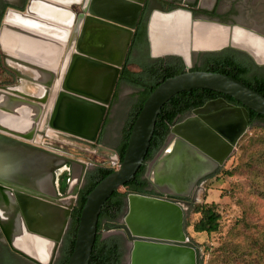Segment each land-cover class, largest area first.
<instances>
[{
	"label": "water",
	"instance_id": "1",
	"mask_svg": "<svg viewBox=\"0 0 264 264\" xmlns=\"http://www.w3.org/2000/svg\"><path fill=\"white\" fill-rule=\"evenodd\" d=\"M54 1L61 3L57 0ZM80 1L77 0L74 4L66 2L60 4L73 15L71 27H73L75 16L70 7L79 5ZM144 1L83 0L74 32L68 39L66 47L64 45L57 53H61L65 48L63 50L64 58L59 67L57 54L53 55L52 67L46 69L9 54L0 44V49L4 53L3 57H8L17 66L28 67L37 73L45 74L49 77L47 85H50V81L54 77L53 73L59 68L55 84L60 88V91L55 98L50 114L49 126L51 128L88 142L93 143L96 140L119 68L130 43L137 15ZM31 2L32 0H29L25 12ZM194 23L192 14L188 11L178 9L167 13L152 12L147 24L150 57H180L184 63L185 71L165 79L150 91L134 120L121 163L86 196L78 217L74 246L67 264H88L90 261L100 210L110 195L129 182L143 165L155 121L162 106L171 97L182 91L206 89L228 96L241 106L234 107L224 100L218 99L194 112L195 116L170 128L164 145L146 166V177L149 183L163 196L189 198L197 182L222 166L235 149L238 140L248 128L247 110L264 116V97L242 82L223 74L191 71V54L195 52L192 47ZM212 25L226 29V44L217 49L196 52L219 51L228 46L246 53L256 65H264V62H258L251 52L230 41V36L235 28L229 30L224 26ZM237 29L264 44V37L259 34L238 27ZM15 74L18 76L17 72ZM106 75H108L109 81L106 85L104 98H100L95 91L96 81L91 78ZM36 76L38 77V75ZM27 98L33 102L27 103L29 104L27 108L33 107L34 103L44 102L34 96ZM1 100L3 97L0 98V102ZM0 107L2 106L0 105ZM80 110H83L84 114L87 111L94 113L89 135L73 130L66 124L67 119L69 120L71 117L70 113H75V111L78 113ZM66 111L69 115H66ZM174 141L179 142L180 146H174ZM26 148L24 152V150H20V146H0V159H8L18 165H26L30 168L31 165L38 167L41 163L49 170V173L54 167L62 163H69L71 175L73 166L77 165L79 167L77 182L74 186H71L70 183V194H77L86 170L84 164L32 145H28ZM41 159H44L45 162H35ZM112 160L115 161L116 157H113ZM167 161H173L175 165L182 164V167L175 171L176 174L171 176L172 178L159 177V174L153 175L154 172L156 174L157 167ZM205 163L207 165H203ZM182 171L187 174H183ZM12 176L14 180H8L16 185L15 189L41 194L44 198H49V192L20 183L18 170L12 173ZM16 215L17 229L19 227L26 233L20 215L18 213ZM31 216L34 217V220L24 216L26 220L28 219L27 234L40 236L38 238L52 242L56 247L67 229L70 210L62 211L58 229L55 232L51 231V226L47 224L43 211L31 212ZM184 218L185 210L177 203L166 199L129 194L126 213L122 218V231H115V234H122L128 241V264H200V249L188 240L184 232ZM103 231L108 232V228L104 227ZM12 249L26 258L34 260L15 248L12 247ZM53 261L54 256L52 255L48 264H52Z\"/></svg>",
	"mask_w": 264,
	"mask_h": 264
},
{
	"label": "flooded vegetation",
	"instance_id": "2",
	"mask_svg": "<svg viewBox=\"0 0 264 264\" xmlns=\"http://www.w3.org/2000/svg\"><path fill=\"white\" fill-rule=\"evenodd\" d=\"M28 2L29 0H0V33L3 30V26L5 25V18L11 12L13 13V11L25 13ZM82 3L83 0L79 2V5H71L70 7L75 17L72 25L73 27L69 29L68 39L71 37L72 33L74 32V26L80 15ZM178 9L190 12L192 14L193 20L195 21L192 30V47L193 50L195 51L192 52L191 54L192 67L194 66L199 67L204 61L208 59V54H213V55L216 54L217 56H219L226 52L233 54V51H235V55L239 59L245 60L244 55H247L246 53L236 49H232L231 47L228 46H226L225 48L219 51L196 52L200 50L217 49L224 45L222 44V40H225L226 42V36L223 35V32L226 29L217 27L212 24L224 26L229 30L233 28H235L234 30H239L237 29V27L241 29H246L253 31L259 34L260 36L264 37V0H145L144 4L141 6V10L137 15L136 23L133 29L130 43L123 57L122 65L119 68L116 83L113 88L112 94L110 95L109 103L106 106V112L102 120V123L100 125L96 140L93 143L88 142L84 139L67 135L64 132L58 129H53L49 126L52 107L55 98L58 92L60 91V88L57 87V85L55 84L57 79L58 69L56 70V72L53 73L54 77L50 81V85H47L49 81L48 76H46V79L43 81L38 79V77L32 78L30 75L27 74V72L18 71L15 69V67H12L8 63L5 67L2 61H0V95H1L0 98L2 97L3 99L5 98V100H1L0 102V105L3 104V106L0 107L1 117L12 116V114L15 117L21 115L22 111L21 112L19 111L29 107V104L27 103H33L27 98L28 96H32V95L24 92L25 88L31 83V81L32 82L34 81L37 85L39 84L38 86H40L38 90L39 93L38 95L34 96V98L37 97L39 100L42 101L44 100V102L34 103L33 107L37 109V116L35 119L36 121L34 124L32 123L31 126L28 127V129L26 128L27 130L21 131L13 128H8L7 126L0 124V146L3 147L20 146V150L22 151L24 150L25 152V150L27 149L26 147H28V145L29 146L32 145L47 152L59 154L68 159L78 161L76 160V158L67 156L60 150L55 149L54 143L51 141V134L53 136V133H56V135L59 134V135L68 136L86 143L87 146H89L93 150L92 151L93 153H95L98 149L114 148L116 150L117 147L120 145L122 133L124 129L127 127L128 123L130 122L132 115L134 114L137 99L141 96L143 89L149 90L152 84L156 80L154 74H151L152 70L155 68L157 70H160L168 67L175 68L176 66L179 65L184 66V63L180 57H175V56H166L162 58L150 57L149 45L147 40V24L152 12L159 11V12L167 13ZM201 22L206 24H203ZM195 25H202V27L215 28L221 31L222 35L219 38H216L215 40L212 36L208 37L209 39L206 41L205 44H203V46L196 47L193 42V33L195 30ZM67 44H68V40L67 43L65 44V47ZM2 55L3 54L1 53V49H0V60L1 59L3 60L4 58L3 57L4 55L3 56ZM17 67H21V66H17ZM129 67H132V70H129ZM256 67L257 69L260 70L264 69L263 65H256ZM23 68L31 70V68L28 67H23ZM16 72L18 73V76L15 74ZM107 77L108 75L103 77L91 78L93 81L100 80V78H103L101 82L98 81L95 83L97 85L96 89H98V90L95 89V91L96 93L100 94L98 95L99 97L105 95L106 85L107 82L109 81V79L107 80ZM125 90H129L130 92L127 94L125 101L122 102L121 100L123 99L122 96ZM218 99L224 100L221 97L210 99L206 101L202 106L192 109L190 112H188L185 115L179 116L176 122L172 126L195 116L194 112L202 109L207 103L210 102L212 103ZM121 102L124 103V105L122 108L119 109V113L120 112L122 113L123 118L120 119L119 121L120 123L118 129L116 127L118 132L116 134H113L114 131L113 129L115 128L114 123L117 120L116 119L117 116L114 115V110L118 108V105ZM47 103H49L48 107H47ZM227 103L234 107H240L238 105L229 102ZM40 109L41 112L39 113ZM41 118H43L42 121H40ZM38 121H40L38 123L39 126L36 127V123ZM247 127H248V121H247ZM164 142L162 146L164 145ZM115 150H114L115 153L114 156L116 157ZM112 158L113 156L112 157L108 156L107 160L105 159L103 161L104 164H102V166L107 168L114 167V165L117 163V157L115 161L112 160ZM151 160L152 159H150L149 161H145V163H143L145 179H147L146 166ZM78 162L84 164L86 166V170L83 174V178L78 188L77 194L71 195L70 183L72 180L71 179L72 175L70 172L71 166L69 163H62L57 167L51 169L49 173V170L45 168V166H43L41 163H40L41 165H39L38 167H34L33 165H31L30 168L26 165H18L15 162L9 161L8 159H0V264H36L34 261L39 263L35 258L31 257L32 259H34L31 260L15 252L12 249V247L15 248L12 244V240L15 242L16 247H18L19 249L23 250L24 252L30 255L29 253L31 246L30 243L31 244L33 243V247L34 245H36V243L39 244L46 243L43 241V239L38 238L40 236L31 234L32 237L30 238L29 236L31 235L27 234L28 219L26 220V217L28 216L27 218L29 219L31 218V220H34V217L31 216V212L37 213L38 210L41 211L42 209L48 210L49 208L53 211H60L62 213L63 210L69 209L71 216V212L76 205L78 193L80 192L81 187L84 183L85 175L95 168L91 162L90 163L85 161H78ZM220 167L221 166L216 168L212 174L201 178L197 182V184L193 188L192 193L187 199L163 196L159 194L150 183L147 188L149 195L146 196L172 201L174 203L181 205L184 209V207L188 206L189 202H192L191 197L195 195L199 185L204 181V179H207L212 175L216 174L219 171ZM16 170L19 171V180L20 183H22L23 185L33 186L35 188L36 187L41 188L39 187V184L40 185L42 184L41 186H47L48 192L50 194L49 198H44V196L41 194H33V193L25 192L23 190H17V188L15 189L14 187H16V185L11 183L10 180H14L12 173H15ZM31 171H34V175H31ZM42 178L46 179L45 185H43L44 183H42L43 181ZM16 213L20 215V219L23 224V227L26 228V233L24 232V230H21V228L19 227L17 229ZM70 216H69V220H70ZM69 220H68V225H69ZM58 224L59 223H57L56 226H58ZM118 224L120 230L117 232H121L122 219L118 221ZM66 231L67 229L62 235L61 242L56 247L54 246L55 247L53 254L54 261L52 264H55L60 256V250L62 248ZM33 235L35 237H33ZM127 243L128 241L126 240V244H125L126 249H127ZM15 249L20 251L17 248ZM33 250L34 249H32V251ZM127 253L128 250L126 254ZM30 256L34 257L33 253Z\"/></svg>",
	"mask_w": 264,
	"mask_h": 264
},
{
	"label": "trees",
	"instance_id": "3",
	"mask_svg": "<svg viewBox=\"0 0 264 264\" xmlns=\"http://www.w3.org/2000/svg\"><path fill=\"white\" fill-rule=\"evenodd\" d=\"M244 57L245 60L239 59L235 55V51H233V54L226 52L219 56L216 54H208V59L199 67H192L191 71H203L227 75L242 82L244 85L264 97V69H257L256 65L248 55H244ZM129 70H132V67H129ZM184 71L185 69L183 65L176 66L175 68L168 67L160 70L155 68L152 70L151 74H154L156 80L149 90L142 88L143 91L141 96L136 101L134 114L122 133L120 145L115 150L117 164H120L123 159L132 125L150 91L165 79L181 74ZM217 97H221L229 103L241 106L228 96L206 89L182 91L171 97L162 106L161 112L155 121L153 134L143 163L152 159L160 149L166 136L170 132L171 126L176 122L179 116L185 115L192 109L202 106L206 101ZM247 113L248 127H252L256 130L264 128V116L251 110H247ZM236 148L241 153V160L246 162V173H248L249 177H247V179L254 182L256 179L253 172H259L254 169L255 163L259 162V165H262L264 162V133L254 132L251 136L243 135L238 140ZM242 164L244 165L243 162ZM116 169L117 167L107 168L98 166L85 175L84 183L77 196L76 205L71 212L69 225L60 250V256L55 264H67L68 262L74 246L78 217L84 206L86 196L102 179ZM226 173L228 175L232 174L230 171H227ZM255 185V187H257L258 184ZM148 186L149 182L144 178V165H142L129 182L119 187L106 200L98 215L95 240L88 264H122L123 258L127 252L125 236L117 233L103 238V229L104 227H107L108 231H119L120 227L118 221L122 219L126 213L127 196L129 194L149 195V192L147 191ZM188 206L193 213L198 214L199 216L198 220L192 226L194 233L210 236L218 231L220 216L217 213L214 204H195L189 202ZM186 227L187 224L185 222V234ZM243 237L245 239L241 243L243 245L239 243L232 244V242L225 244L222 259L226 260V262H233L234 256L240 255L247 257L249 259V264H264V232H259L257 236H253L251 239L248 234H245ZM200 264H204L202 259H200Z\"/></svg>",
	"mask_w": 264,
	"mask_h": 264
},
{
	"label": "rangeland",
	"instance_id": "4",
	"mask_svg": "<svg viewBox=\"0 0 264 264\" xmlns=\"http://www.w3.org/2000/svg\"><path fill=\"white\" fill-rule=\"evenodd\" d=\"M64 49L65 48H63V50ZM62 51L57 54L56 57L58 67L64 58V51ZM1 53L4 55L2 51ZM0 61H2L5 67L8 63L12 67H15L16 70L27 72L32 78H37V74H35L37 72L35 70L17 67L16 63H13L8 57H4L3 60L1 59ZM38 85L34 81H31L24 92L36 96L39 93L38 90L40 86ZM129 92V90L123 92V99L121 98L122 102L125 101ZM121 103H119L118 108L114 110V115L117 116V120L114 123L115 128L113 129V134L118 132L119 121L123 118L122 113H119V109L124 105V103ZM48 104L49 103H47V107ZM42 120L43 118H41L40 121ZM40 121L36 123V127L39 126L38 123ZM254 132L264 133V128L256 130L252 127H248L243 135L251 136ZM51 141L54 143L55 149L60 150L67 156L76 158L78 161L91 162L94 167L102 166V164H104L103 161L105 159L107 160L108 156L115 157L114 148L98 149L93 153V150L87 146L86 143L68 136L56 135V133H53V136L51 134ZM240 154V151L235 147L231 155L220 167L219 171L211 177L204 179L199 185L195 195L191 197L192 203L215 205V209L220 216L219 229L216 233L210 236L194 233L192 226L198 220L199 216L193 213L189 206L184 207V225L186 222L187 238L188 240H192L191 242L199 247L200 259H202L204 264H249V259L240 255H235L233 262H226V260L222 259L223 248L228 242H232V244H241L245 240L243 237L245 234H248L251 239L253 236H257L259 232H264V162L262 165H259V162L255 163L254 169L259 172H253L256 180L251 182L247 179L246 162L241 160ZM116 165L117 164H115L114 167H116ZM227 171H230L232 174L228 175L226 173ZM255 184H258L257 187H255ZM112 234H115V231L103 232L102 237L106 238ZM127 250L129 252L128 246ZM127 254H125L122 264H128Z\"/></svg>",
	"mask_w": 264,
	"mask_h": 264
},
{
	"label": "bare ground",
	"instance_id": "5",
	"mask_svg": "<svg viewBox=\"0 0 264 264\" xmlns=\"http://www.w3.org/2000/svg\"><path fill=\"white\" fill-rule=\"evenodd\" d=\"M57 1H60L61 3L66 2L69 4H74L77 0ZM61 3H58L54 0H32L27 12H25L24 14L11 12L6 17L5 26L0 33V44L3 49L13 56L22 58L36 65H40V67L42 68L45 67L46 69H50L52 67L51 64L53 61V55L57 54L67 43L69 29L71 28L73 20L72 13L67 8L60 5ZM221 35V31L215 28L195 25L193 42L196 47H199L203 46V44L206 43V41L209 39L208 37L212 36L215 40ZM223 35L227 37L226 30H224ZM230 41H232L233 44L239 45V47L251 52L259 62H264V44L260 43V40L248 36L239 30H234L230 36ZM222 44H226L225 40H222ZM38 79L42 81L45 80V74L38 73ZM102 79L103 78H100V80L95 81L101 82ZM108 79L109 77H107V80ZM97 94L100 95L99 93ZM100 98H104V96H101ZM1 106H3V104ZM19 112H21V115H18L16 117L12 113V116H0V124L5 125L8 128H13L21 131L27 130L28 127L31 126L32 123L34 124L36 121L35 119L37 116V109L35 107H30L20 110ZM66 112L67 115L68 111ZM70 115V119H67L66 122L68 127L89 135L91 132L90 124L94 119V113L87 111L84 114L83 110H80L78 111V113L76 111L75 113L71 112ZM173 145L180 146V143L174 141ZM35 162H45V160L41 159L39 161L36 160ZM203 165L207 164L205 163ZM180 167H182V164L175 165L173 161H167L166 163L159 165L157 167L156 174L154 172L153 175L159 174V177L164 176L166 178H172L171 176L175 175V171L180 170ZM72 172L73 174L71 186H74L78 179L79 167L77 165H74ZM182 173L185 175L187 174L185 171H182ZM31 175H34V171H31ZM42 180V183H45V178H42ZM41 185L39 184V187H41L43 191L48 192L47 186ZM42 211L44 212V216L48 222L47 224L51 226V231L55 232L58 229V226L56 227V224L60 221L61 212L53 211L49 208L48 210L42 209ZM29 237L31 238L32 236ZM43 241L46 242V245L43 243H36V245H34L33 247V243H30L31 246L29 253L30 255L33 253L34 257L16 247V244L13 240L12 244L15 248L19 249L30 257L35 258L39 263L48 264L51 260L52 255L54 254L55 247L52 242H49L47 240ZM32 249L34 250L32 251Z\"/></svg>",
	"mask_w": 264,
	"mask_h": 264
},
{
	"label": "built area",
	"instance_id": "6",
	"mask_svg": "<svg viewBox=\"0 0 264 264\" xmlns=\"http://www.w3.org/2000/svg\"><path fill=\"white\" fill-rule=\"evenodd\" d=\"M117 164V163H116ZM118 166V164L116 165V167Z\"/></svg>",
	"mask_w": 264,
	"mask_h": 264
}]
</instances>
